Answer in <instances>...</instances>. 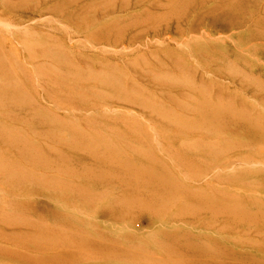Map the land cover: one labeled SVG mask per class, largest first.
Returning <instances> with one entry per match:
<instances>
[{
  "label": "bare ground",
  "instance_id": "bare-ground-1",
  "mask_svg": "<svg viewBox=\"0 0 264 264\" xmlns=\"http://www.w3.org/2000/svg\"><path fill=\"white\" fill-rule=\"evenodd\" d=\"M73 1L75 6L67 13ZM42 2L49 0H38L23 11L39 16L55 12L75 26H93L89 37L103 45L128 47L143 37L150 44L179 42L187 31L193 40H207L215 38L210 28L221 38L237 30L264 40V6L256 0H105L103 8L92 0L82 6L79 0ZM43 45L32 58L40 72L38 84L27 71L22 78L14 74L0 54V188L15 190H9L11 203L23 210L20 215L7 210L3 201L8 198H0V238L13 244L0 247L3 254L30 264H264V258L236 253L211 233L192 235L157 227L155 217L172 204L180 216L195 214V220H211L206 224L221 232L235 229L239 221L264 223V211L250 212L236 195L211 186L205 192L176 178L169 164L145 145L149 140L138 117L186 138L177 149L185 165L191 161L195 165L204 156L238 155L239 148L246 153L235 164L243 165L263 161L252 155L253 145L264 149V121L259 114L239 105V113L233 111L235 104L223 90H216L203 74L169 51L164 56L170 69L141 71L151 85L143 88L115 70L92 66L66 49ZM197 50L200 58L212 64V73L236 75L241 88L264 92V77L244 67L249 62L238 56L243 52L221 44L207 45L205 52ZM260 52L264 55V44ZM69 82L99 84L111 91L90 87L74 92ZM147 88L155 93L162 88L185 92L164 102L148 94ZM221 131L242 139H214ZM224 166L230 168L229 161ZM25 193L31 199H21ZM58 203L66 211L51 205ZM73 211L93 212L99 220H134L144 215L148 223L139 221L137 231L144 235L154 227L153 232L162 233L163 239L154 236L157 251L137 243L125 245L97 225L88 231L83 216ZM217 218L228 223L218 225Z\"/></svg>",
  "mask_w": 264,
  "mask_h": 264
},
{
  "label": "rangeland",
  "instance_id": "rangeland-1",
  "mask_svg": "<svg viewBox=\"0 0 264 264\" xmlns=\"http://www.w3.org/2000/svg\"><path fill=\"white\" fill-rule=\"evenodd\" d=\"M53 1L55 0H49L48 4H51ZM88 1L90 0H79L78 5L82 6ZM92 1H95V4L100 8L107 6L105 0ZM256 1L259 5L264 6V0ZM37 3L38 0H29L24 4H21L20 0H0V54L6 57L7 63L12 67L14 74L17 76L22 78L24 72L27 71L38 84L40 81V72L36 71L35 67H33L32 58L36 57V49L40 47L41 44H44L43 46H54L57 49H66L72 55L82 57L92 66L98 64V66H103L108 70H115L124 80L128 79L130 82H136L141 87L145 88L151 87V85L148 84L149 80L147 76L140 75L141 71L145 68H150L152 70H159L160 68L170 69L167 62L168 60L164 56V53L169 51L170 55L179 58L185 66L192 68L194 72L203 74L205 80L210 83L211 86L215 87L216 90H223L227 98L231 99V102L235 104V106L232 104L233 108L236 109L233 111L239 113V109H237L238 105L246 106L259 114L264 121V92L257 91L254 93L241 88L242 84L240 83V78L236 75H227L231 78H236L237 83H234L224 73H212V64L200 58L198 55L200 52L197 50L199 49L205 52L207 45L214 47L216 44H221L227 46L231 51L236 50V52H243L238 54V56L247 59L249 62V64H245L244 67L249 71L259 74V76L263 78L264 55H262L260 51L261 46L264 44V40L249 37L246 32L242 31L239 33L237 30L230 31V37L226 36L221 38L217 30L210 28L211 33H209L215 38L207 40H193L187 31L178 38L179 42L157 41L154 44H150L148 43L149 41H147V37H143L138 43L134 42L133 44H129L128 47L114 44L103 45L89 37L88 33L93 26H75L73 22L60 17L55 12H46L43 16H39L37 13L23 11L26 6L35 5ZM48 4L42 2V5ZM68 4L69 10L67 13L75 6V2H69ZM226 34L229 33L226 32ZM132 51L134 52L130 53ZM136 55H139L138 59H135ZM128 60L131 61L129 65ZM134 68H136L139 74ZM242 82L245 86L249 85L247 80ZM69 84L74 92L89 90L90 87L111 91L103 85L94 83L81 84L69 82ZM38 87H40V85H38ZM161 90L162 91H156L155 93L152 89L147 88L145 91L157 100L164 102L166 98L170 96L178 97L185 92L184 90H166L164 88ZM197 97L199 99L202 98V96L198 94ZM138 117L139 123L146 130L145 135L149 140L145 145L153 148L155 152L169 164L176 178L186 182L193 188H205V192H207L206 189L211 186L216 190H223L231 195H236L237 198L240 199L241 204L244 205L242 207H245L250 212L259 214L264 211V149L262 150V145L252 146L254 150L252 155L256 154L255 156H259L263 159L262 162L257 160L256 164L247 162L243 165L240 163L235 164L239 159V155H244L246 153L244 149L239 148L240 154L230 155V157L234 159L229 156H223L220 159L204 156L201 162L195 165L194 163L192 164V161L189 165H185L184 162L179 159L177 149L186 138L174 134L166 126H160L153 122H149L144 119L143 116ZM61 134L64 138L68 139L63 132H61ZM223 137H226V140L231 142L232 137H235L234 139L237 140L236 142L242 139L238 138V135H232L223 131L216 133L214 139ZM31 139L36 142L33 137H31ZM253 157L254 156H252V158ZM225 161H229L230 168H224ZM9 190L13 189L3 188L2 190L0 188V198L2 196L3 198H8L5 202L3 201V207L20 215L23 210L11 203L13 196L10 195ZM20 198L29 200L31 196L25 193L24 196ZM51 205L58 210L66 211V208L60 203ZM72 214H75V216H83L84 220L82 221L85 224L84 227L88 229V231L92 229L94 231L93 226L97 225V227L102 228L106 232L105 235L113 236L125 245L137 243L149 247L153 251H157V247L153 243V238L156 236L159 239H163L162 233L153 232L154 227H150L149 232H146L144 235L137 231L139 221H141L143 225H147L148 223L147 220H143L144 215L143 217L140 216L141 219L138 218L134 220H115L111 218L99 220L97 214L93 212L73 211ZM178 215L176 204H172L167 208L163 207L162 213L157 215L158 217H155L158 218L157 227L160 226L163 228V226H166L173 228L171 231H186L192 235L196 233H211L214 238L229 245L236 253H251L260 258H264V223L254 222L247 224L243 221H239L235 229L231 226L232 230L221 232L217 227H215V230L206 224L207 221L211 220H195L197 217L195 214H190L185 217ZM131 216L132 215L129 214V218ZM260 219L263 218L260 217ZM217 221L220 222L218 225L228 223V220H222L221 218H217L215 222ZM136 233H138V235ZM241 242L250 244H240ZM11 245L13 244L0 238V247ZM0 264L30 263H20L15 258L3 254V251L0 250ZM87 264L131 263L96 261Z\"/></svg>",
  "mask_w": 264,
  "mask_h": 264
}]
</instances>
